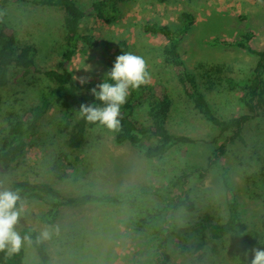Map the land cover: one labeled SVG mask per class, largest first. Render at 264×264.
Instances as JSON below:
<instances>
[{
    "label": "rangeland",
    "instance_id": "obj_1",
    "mask_svg": "<svg viewBox=\"0 0 264 264\" xmlns=\"http://www.w3.org/2000/svg\"><path fill=\"white\" fill-rule=\"evenodd\" d=\"M29 1V0H26ZM94 0H77L86 7ZM121 17L107 25L93 18L85 19L82 33L94 37L91 49L80 45L66 64L73 82L85 84L103 78L118 40H127L129 52L145 60L148 78L144 86L160 82L166 86L172 101L168 129L172 134H186L197 139L194 144L174 148L167 157L150 161L144 146L125 143L112 145L116 130L102 125L88 130L84 145L78 150L67 147L66 137L58 132L61 113L51 107L42 118L38 133L26 147L23 160L0 174V189H10L15 180L42 182L72 196L121 194L119 204H89L64 208L52 227L40 222L42 206L29 200L22 204L23 214L15 230L28 226L36 230L51 256V264H127L136 258L144 260L155 254L156 241L137 228L139 218L179 190L171 185L184 169L191 175L190 200L194 210L182 206L171 212V224L187 226L199 221L216 224L226 216V202L232 197L240 219L257 235L252 248H264V109L242 132L247 142L227 146V154L210 166L217 146L223 142L212 127L197 116L170 67L162 61L166 41L160 35L146 34L142 24L154 21L176 29L183 12L194 16L191 30L179 44L184 61L198 78L214 112L222 118L247 112L239 102L240 92H230L223 83L231 77L245 79L256 62L254 56L235 43L250 34L249 45L264 49V0H125ZM63 13L50 7L28 3L13 4L0 0V20L16 32L17 44H33L38 49V69L62 64L64 52ZM0 88V144L8 127L40 99L48 83L31 75ZM248 76V75H247ZM90 94L80 92L75 101L76 117L81 104ZM145 97L142 100L145 103ZM136 117L145 122V107H137ZM209 162V161H208ZM204 169L203 178L197 172ZM142 192L138 194L136 192ZM170 204L172 203L171 201ZM46 232L47 235H42ZM20 247L24 264H39L35 249L27 240ZM232 239L209 241L194 255H181L177 240L170 238L166 248L169 264H232ZM139 254L141 256H139Z\"/></svg>",
    "mask_w": 264,
    "mask_h": 264
},
{
    "label": "trees",
    "instance_id": "obj_2",
    "mask_svg": "<svg viewBox=\"0 0 264 264\" xmlns=\"http://www.w3.org/2000/svg\"><path fill=\"white\" fill-rule=\"evenodd\" d=\"M124 1L94 0L86 7H82L77 0H10L16 5L28 3L35 7L43 6L61 10L65 49L62 54L63 63L58 67L38 69L35 64L38 54L37 47L28 43L18 46L15 30L0 20V88L9 84L12 72L15 74L12 77L14 82H20L31 75H39L48 83L38 102L25 110L8 127L0 144V174L7 172L23 160L28 143L35 139L39 124L51 107H55L61 113L57 129L60 134L65 135L69 149H80L85 143L88 130L100 126L85 121L79 115L76 117L75 101L80 92L86 91L90 94L86 104L95 103L90 89L101 79L85 84L73 82L72 73L66 64L79 51L80 45L83 51L85 48H93L94 37L82 33L83 21L93 18L107 25L113 24L121 17V4ZM157 1L164 3L168 0ZM194 22L193 15L183 12L181 24L176 29H171L168 25L158 22L146 21L142 24V31L146 34L160 35L165 39L166 44L162 48L163 63L171 68L184 96L189 100L197 116L224 138L222 144L217 146L214 158L207 161V165L210 166L219 157L227 154V146L237 144L247 146L242 136L243 129L248 123L256 120L264 109V49L251 48L249 45L251 35L248 33L235 43L238 48L254 56L256 62L244 80L236 81L231 77L224 79L223 83L228 91L240 92L239 102L247 112L236 117L222 118L212 109L206 95L201 91L198 78L193 71L189 70L179 50V44L191 30ZM129 49L127 40H118L108 62V68L117 55L129 52ZM144 97L146 98L145 103L142 102ZM142 105L145 107V122L136 117L137 107ZM171 109L172 101L167 88L160 82L148 87L141 85L136 89H130L125 103L120 108L118 117L120 125L112 138V145L120 146L128 143L137 146L142 144L145 158L153 161L167 157L174 148L188 146L199 141V138L194 139L186 134H172L169 131L168 119ZM204 171V169L197 171L200 179L203 178ZM195 172L188 173L184 169L175 176L171 186L179 190V194L173 196L171 200L166 198L159 207H154L145 216L139 218L138 230L153 237L156 241V251L148 259L136 258L127 264H169L170 256L166 248L171 237L177 240L178 253L189 256L203 250L209 241H220L231 237L232 264H247L245 252L250 246L255 245L257 235L249 230L240 219L237 204L232 197L228 196L226 216L219 223L209 224L206 221H199L190 226H177L170 223L171 212L178 207L182 206L186 212L194 210V203L189 197L191 189L187 188V184H190L191 175ZM10 189L18 191L21 204L29 200L37 201L42 206L40 222L48 227L54 226L59 221L64 208H80L89 204L113 205L121 203L125 198L121 194L72 196L46 183L29 180H15L10 185ZM136 193L141 194L142 192ZM18 233L22 240H27L35 249L39 264H51L50 253L36 230L24 226L19 229ZM24 237L27 239H23ZM0 264H24L23 249L19 247L15 252L0 249Z\"/></svg>",
    "mask_w": 264,
    "mask_h": 264
},
{
    "label": "clouds",
    "instance_id": "obj_3",
    "mask_svg": "<svg viewBox=\"0 0 264 264\" xmlns=\"http://www.w3.org/2000/svg\"><path fill=\"white\" fill-rule=\"evenodd\" d=\"M145 60L132 52L117 55L99 83L90 89L95 103L81 104L79 116L89 123L102 125L110 130L119 128L120 108L130 89L146 83L148 78ZM18 191L0 189V249L15 252L22 243L21 235L15 230L23 214ZM42 235H47L46 232ZM23 239H27L24 237ZM245 252L247 264H264V248H252Z\"/></svg>",
    "mask_w": 264,
    "mask_h": 264
}]
</instances>
